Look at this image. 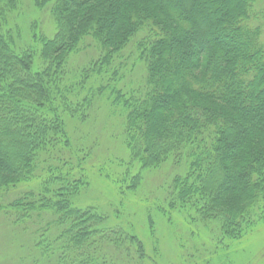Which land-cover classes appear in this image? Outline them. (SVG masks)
Wrapping results in <instances>:
<instances>
[{
    "label": "trees",
    "instance_id": "trees-1",
    "mask_svg": "<svg viewBox=\"0 0 264 264\" xmlns=\"http://www.w3.org/2000/svg\"><path fill=\"white\" fill-rule=\"evenodd\" d=\"M23 3L0 0L2 219L24 226L36 215L57 228L54 264L151 263L135 231L112 227L106 209L80 202L91 186L85 161L99 141L73 157L68 127L84 124L103 100L124 117L131 157L108 162L118 175L106 174L107 164L96 177L111 179L115 198L132 208L129 196L147 175L181 169L155 187L151 204L170 225L181 217L180 240L201 255L195 264H221L223 246L264 219V0H34L48 9L53 36L35 29L26 38L16 23ZM81 54L80 76L64 83ZM136 63L142 82L140 74L121 88L140 72ZM34 182L38 190L27 187ZM154 206L144 237L155 235ZM203 230L213 250L199 239Z\"/></svg>",
    "mask_w": 264,
    "mask_h": 264
},
{
    "label": "rangeland",
    "instance_id": "rangeland-1",
    "mask_svg": "<svg viewBox=\"0 0 264 264\" xmlns=\"http://www.w3.org/2000/svg\"><path fill=\"white\" fill-rule=\"evenodd\" d=\"M22 9V16H20L16 23L20 25L19 28L25 33V38L28 37L29 33L31 34L32 31L34 32L35 29H37V33L40 32V34H45L48 37L53 36V34L51 36L47 34L53 27L48 9L37 8L34 4V0H24ZM260 21H264V15L261 16ZM91 51L94 50L92 49ZM91 51H87L86 53ZM82 55L83 54L80 56L77 55L78 57L76 56L68 66V73L65 75L66 81L64 83L72 84L71 82L74 83L80 76V69L75 62L84 61L86 55ZM80 57L82 59L78 60ZM134 58L135 57H132L131 60ZM70 66L78 70L76 72L73 71L72 74ZM133 68L135 71L140 70V72L134 77H132V75L135 72H131L127 77H124V83L122 85L120 84L121 88L125 89V84H127V82L132 85L136 84L140 74L142 76L140 81L142 82L143 69L141 68V64L136 63ZM125 71L130 72L129 67L126 68ZM91 84H96L94 78L89 81L86 88H90ZM137 86H140V84ZM73 94L74 93H72L71 96ZM82 97H84V95H81V98ZM91 112L92 115H89L91 118L87 119L88 121L86 120V124H78L74 121H70L68 127L72 139L71 153L73 157L78 155L79 151L83 150L82 146H84L86 150H89L86 148V144L90 145L91 143H95L96 140L99 141L98 150L96 151V148L91 152L85 161V171L90 177L91 186L88 193L80 197V202L82 204L94 205L106 209L111 217L112 227H122L125 232L130 234L135 231L145 244L146 252L150 257V264H185V260L189 257L192 258L190 259L193 262L191 264H195V261L200 262L201 255L196 254L195 256L194 253H196V251L187 248L180 240V233L177 231V228L179 230V226L182 225L181 217L175 215L173 220H171L172 225H170L166 221L164 222L160 216L156 215L158 207L151 204L153 199L157 197L155 187H166L167 184L170 183L173 175L178 172L182 173L181 169H174L168 166L164 170H158L155 173L153 171V174L146 176L151 180L142 182L136 194L129 196L132 201V208L130 204L122 205L120 201L123 197H118L120 201L115 198L114 188L116 187L113 185L111 179L105 180L104 177H96V174L99 175L98 170L100 166L105 167L110 161L114 162L118 160L119 163L120 161L124 163L130 162V153L124 144V117L120 115V109L118 110L115 107H110V105L104 103L103 100L96 102L95 111L93 107ZM88 137H90V141L88 140V142L85 143V139ZM107 167L106 174L112 176L121 173V169H116L115 166L110 165V163ZM37 186L38 184L35 182L27 185L28 188H33V190H38ZM2 197L4 196L2 195ZM124 201L125 199H123V202ZM143 201L146 206H134L136 202L143 204ZM6 202L4 205H6ZM148 202L150 203L149 205L154 206L150 208L149 212L152 214L153 220H155L153 228L155 235L150 234L149 238L148 236L144 237L142 235L146 230L147 215L145 213L148 212ZM142 207L145 209L144 213H142L144 210ZM1 210L0 208V264H54L55 260L50 257L52 254L51 237L55 236L56 238V236H58V229L49 228V226H45L44 224L40 225V221L37 222L36 215H34L30 224H24V226H19L18 224L11 225L6 219H2L3 212ZM44 216L46 220L53 218V216L51 217L47 214ZM136 216L140 217L141 223L137 221ZM169 229H171L173 233H171ZM208 237H210V239ZM199 239L205 240L208 251L210 249L213 250V241L215 240H212L211 235L208 236L207 231L203 230ZM177 240H179L178 243L180 248L177 245ZM226 247L228 248L223 246V250L226 249V256L220 259L221 264H223V262L225 264H264V219L242 240L230 243ZM45 249L47 251H45ZM217 257L215 260L218 259Z\"/></svg>",
    "mask_w": 264,
    "mask_h": 264
}]
</instances>
